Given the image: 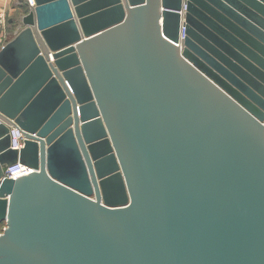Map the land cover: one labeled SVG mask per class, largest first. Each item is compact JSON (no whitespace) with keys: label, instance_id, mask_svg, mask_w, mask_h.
<instances>
[{"label":"water","instance_id":"water-1","mask_svg":"<svg viewBox=\"0 0 264 264\" xmlns=\"http://www.w3.org/2000/svg\"><path fill=\"white\" fill-rule=\"evenodd\" d=\"M21 22L0 264H264V0H35Z\"/></svg>","mask_w":264,"mask_h":264},{"label":"rangeland","instance_id":"rangeland-1","mask_svg":"<svg viewBox=\"0 0 264 264\" xmlns=\"http://www.w3.org/2000/svg\"><path fill=\"white\" fill-rule=\"evenodd\" d=\"M29 9L19 0H12L7 7L5 22L0 25V47L7 40L23 27L22 16L28 13ZM5 227V222L0 223V234Z\"/></svg>","mask_w":264,"mask_h":264},{"label":"built area","instance_id":"built-area-1","mask_svg":"<svg viewBox=\"0 0 264 264\" xmlns=\"http://www.w3.org/2000/svg\"><path fill=\"white\" fill-rule=\"evenodd\" d=\"M19 1L23 3L28 9H31L35 5V0H19ZM5 16H6L5 10H0V25L4 24ZM182 31H183V26H182ZM181 35H183V32ZM23 140H24V137L22 133L19 130L12 128L11 129V146L13 148L18 149L23 145ZM29 169L30 167H28L27 165L17 162L16 164L8 167L5 174L8 177L15 178L16 175L26 173Z\"/></svg>","mask_w":264,"mask_h":264},{"label":"crops","instance_id":"crops-1","mask_svg":"<svg viewBox=\"0 0 264 264\" xmlns=\"http://www.w3.org/2000/svg\"><path fill=\"white\" fill-rule=\"evenodd\" d=\"M11 1L12 0H0V10H5V13H6L7 7Z\"/></svg>","mask_w":264,"mask_h":264},{"label":"bare ground","instance_id":"bare-ground-1","mask_svg":"<svg viewBox=\"0 0 264 264\" xmlns=\"http://www.w3.org/2000/svg\"><path fill=\"white\" fill-rule=\"evenodd\" d=\"M182 20H184V19H182ZM0 48H1V47H0ZM51 56H52V55H51ZM29 170H32V169L30 168ZM29 170H28V171H29Z\"/></svg>","mask_w":264,"mask_h":264}]
</instances>
